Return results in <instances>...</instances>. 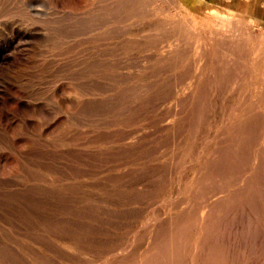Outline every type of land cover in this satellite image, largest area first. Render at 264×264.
Segmentation results:
<instances>
[{
    "label": "rangeland",
    "instance_id": "374dc122",
    "mask_svg": "<svg viewBox=\"0 0 264 264\" xmlns=\"http://www.w3.org/2000/svg\"><path fill=\"white\" fill-rule=\"evenodd\" d=\"M0 78L9 85L0 98V175L35 186V191L21 192L13 181L0 179V212L4 213L0 235L28 254L19 257L2 243L0 263L109 264L113 258L109 262L115 264L117 256V264H143L147 255L155 253L162 264H172L171 257L192 250V237L204 223L207 238L198 241L208 257L221 255L220 242L229 238L223 244L227 241L232 247L222 244L227 248L223 255L233 256L235 250L236 259L230 257L234 261L225 264H264V7L258 0H0ZM36 194L44 199H35ZM80 194L82 202L77 199ZM59 196L73 197L60 201ZM89 198L96 202H87ZM6 206L10 211L4 210ZM55 209L58 213L61 209V218L66 212L62 219L69 221L59 217V222L49 213L44 216ZM70 215L88 222L72 220ZM50 224L70 228L79 239L85 237L78 242L83 250L67 248L64 258L54 241L75 244L60 240ZM242 255L246 260H241Z\"/></svg>",
    "mask_w": 264,
    "mask_h": 264
},
{
    "label": "bare ground",
    "instance_id": "6f19581e",
    "mask_svg": "<svg viewBox=\"0 0 264 264\" xmlns=\"http://www.w3.org/2000/svg\"><path fill=\"white\" fill-rule=\"evenodd\" d=\"M59 4H60V3H59ZM69 5H70V4H69ZM35 6H36V5H35ZM74 6H75V5H74ZM64 7H65V6H64ZM79 7H80V6H79ZM53 9H54V8H53ZM80 9H81V8H80ZM35 11H36V10H35ZM33 12H34V11H33ZM78 13H79V12H78ZM262 14H263V13H262ZM51 33H52V32H51ZM83 36H84V35H83ZM89 36H90V35H89ZM19 38H20V37H19ZM124 38H125V37H124ZM44 39H45V38H44ZM19 41H20V40H19ZM27 42H28V41H27ZM80 48H81V47H80ZM37 51H38V50H37ZM70 59H71V58H70ZM75 59H76V58H75ZM63 61H64V60H63ZM65 61H66V60H65ZM60 62H61V61H60ZM66 62H67V61H66ZM79 63H80V62H79ZM126 63H127V62H126ZM205 74H206V73H205ZM195 80H196V79H195ZM198 81H199V79H198ZM198 81H196V82H198ZM200 81H201V79H200ZM13 82H14V81H13ZM154 82H156V81H154ZM233 83H234V82H233ZM214 84H215V83H214ZM124 86H125V85H124ZM252 87H253V86H252ZM5 88L8 89V88H9V85H8V84H7L2 78H0V98H1V95H2V96L5 95L6 92L3 91V89H5ZM115 88H116V87H115ZM191 88H193V87H191ZM10 89H11V88H10ZM81 89H82V88H81ZM87 89H88V88H87ZM193 89H194V88H193ZM85 90H86V89H85ZM255 90H256V89H255ZM5 91H7V90H5ZM15 91H16V90H15ZM117 91H118V90H117ZM194 91H195V90H194ZM114 92H115V91H114ZM18 93H19V92H18ZM112 94H113V93H112ZM241 94H242V93H241ZM87 95H88V94H87ZM117 95H119V94H117ZM117 95H116V96H117ZM142 95H144V94L142 93ZM142 95H141V96H142ZM146 95H147V94H146ZM180 95H181V94H179L178 96H180ZM185 95H186V93H185ZM244 95H245V94H244ZM6 96H7V95H6ZM26 96H27V95H26ZM80 96H81V95H80ZM190 96H191V95H189V97H190ZM4 97H5V96H4ZM95 97H96V96H95ZM114 97H115V96H114ZM184 97H186V96H184ZM180 98H181V97H180ZM2 99H3V98H2ZM5 99H6V98H5ZM25 99H26V98H25ZM177 99H179V98H177ZM187 99H188V94H187V97H186L185 103H186ZM126 100H127V99H126ZM180 100H181V99H180ZM180 100H179V101H180ZM188 100H189V99H188ZM238 100H239V99H238ZM3 101H4V100H3ZM130 101L133 102V100H130ZM130 101H129V102H130ZM177 101H178V100H177ZM189 101H190V100H189ZM127 102H128V100L126 101V104H127ZM180 102H181V101H180ZM62 103H63V101H62ZM67 103H68V102H67ZM177 103H178V102H177ZM181 103H182V102H181ZM235 103H236V102H235ZM248 103H249V102H248ZM11 104H12V103H11ZM19 104H20V102H19ZM19 104H18V105H19ZM64 104H65V103H64ZM128 104H129V103H128ZM132 104H133V103H132ZM186 104H187V103H186ZM191 104H192V103H191ZM249 104H250V103H249ZM15 105H16V104H15ZM15 105H14V106H15ZM20 105H21V104H20ZM157 105H158V104H157ZM187 105H188V104H187ZM124 106H125V105H124ZM201 106H202V105H201ZM15 107H16V106H15ZM64 107L66 108V106H64ZM182 107H184V106H182ZM247 107H248V106H247ZM28 108H29V107H28ZM52 108H54V107H52ZM244 108H245V107H244ZM25 109H26V108H25ZM40 109H41V108H40ZM120 109H121V108H120ZM184 109H185V108H184ZM22 110H23V109H22ZM26 110H27V109H26ZM186 110H187V109H186ZM194 110H196V109H194ZM194 110H192V111L194 112ZM15 111H16V110H15ZM38 111H39V110H38ZM190 111H191V110H189V112H190ZM197 111H200V110L197 109ZM197 111H196V112H197ZM5 112H6V111H5ZM189 112H188V114H189ZM200 112H201V111H200ZM18 113H19V112H18ZM185 113H187V112H185ZM190 113L192 114V112H190ZM14 114H16V113H14ZM174 114H175V111H174ZM197 114H198V113H197ZM17 115H18V114H17ZM181 115H182V114H181ZM189 115H190V114H189ZM193 115H194V114H193ZM29 116H30V115H29ZM29 116H28V117H29ZM194 116H196V114H195ZM194 116H193V117H194ZM213 116H214V114H213ZM229 116H230V115H229ZM178 117H180V114H179ZM182 117H185V116L182 115ZM191 117H192V116H191ZM193 117H192V119H191L192 121H194ZM194 118H195V117H194ZM176 119H177V118H176ZM180 119H181V118H180ZM211 119H212V118H211ZM211 119H210V120H211ZM48 120H49V119H48ZM188 120H189L188 122H190V119H189V118H188ZM200 120H201V117H200ZM210 120H208V121H210ZM213 120H214V119H213ZM229 120H230V119H229ZM16 121H17V120H16ZM50 121H51V120H50ZM192 121H191V122H192ZM231 121H232V120H231ZM19 122H20V121H19ZM206 122H207V121H206ZM6 123H7V122H6ZM59 123H60V122H59ZM191 124H193V123H191ZM227 124H228V123H227ZM194 125H195V122H194ZM194 125H193V126H194ZM228 125H229V124H228ZM71 126H72V125H71ZM225 126H226V123H225ZM13 127H14V126H13ZM119 127H120V126H119ZM119 127H118V129H119ZM122 127H123V126H122ZM122 127H121V128H122ZM191 127H192V125H191ZM52 128H53V127H52ZM123 128H124V127H123ZM192 128H193V127H192ZM192 128H191V129H192ZM91 129H92V128H91ZM189 129H190V128H189ZM191 129H190V130H191ZM11 130H12V129H11ZM121 130H122V129H121ZM121 130H120V134H122L121 132H123V131H121ZM190 130H188V131L191 132ZM210 130H211V129H210ZM66 131H67V130H66ZM10 132H11V131H10ZM46 132H47V131H46ZM211 132H212V130H211ZM79 133H80V132H79ZM105 133H106V132H105ZM126 133H128V132H126ZM116 134H117V133H116ZM120 134L118 133V136H120ZM122 135H123V134H122ZM122 135H121V136H122ZM124 135H125V133H124ZM193 135H194V134H193ZM205 135H206V134H205ZM205 135H204V137H205ZM208 135H209V134H208ZM78 136H79V135H78ZM188 136H189V135H188ZM202 136H203V135H202ZM110 137H111V136H110ZM206 137H207V136H206ZM69 138H70V137H69ZM124 138H126V137H124ZM185 138H186V137H184L183 139H185ZM189 138H191V136H189ZM222 138H223V137H222ZM225 138H227V136H225ZM187 139H188V138H187ZM19 140H20V139H19ZM72 140H73V139H72ZM105 140H106V139H105ZM179 140H180V139H179ZM189 140H191V139H189ZM200 140H201V139H200ZM218 140H219V139H218ZM220 140H221V138H220ZM249 140H250V139H249ZM10 141H11V140H10ZM25 141H26V139H25ZM69 141H70V140H69ZM93 141H94V140H93ZM129 141H130V140H129ZM180 141H182V140H180ZM221 141H222V140H221ZM97 142H98V141H97ZM22 143H23V142H22ZM128 143H129V142H128ZM136 143H137V142H136ZM178 143H179V142H178ZM180 143H181V142H180ZM180 143H179V144H180ZM184 143H185V142H184ZM207 143H208V142H207ZM65 144H66V143H65ZM124 144H125V143H124ZM126 144H127V143H126ZM126 144H125V145H126ZM130 144H131V143H130ZM132 144H134V143H132ZM132 144L129 145V146H133ZM138 144H139V143H138ZM182 144H183V142H182ZM182 144H181V145H182ZM198 144H199V143H198ZM203 144H206V143H203ZM213 144H215V143H213ZM44 145H45V144H44ZM51 145H52V144H51ZM72 145H73V143H72ZM134 145H135V144H134ZM140 145H141V144H140ZM140 145H139V148H141V146H142V145H141V146H140ZM143 145H144V144H143ZM145 145H146V144H145ZM199 145H200V144H199ZM4 146H5V145H4ZM63 146H64V144L62 145V147H63ZM117 146H118V145H117ZM117 146H116V147H117ZM129 146H128V147H129ZM206 146H207V145H206ZM216 146H218V145L216 144ZM41 147H42V146H41ZM56 147H57V146H56ZM59 147H61V146H59ZM59 147H57V148H59ZM62 147H61V148H62ZM64 147H66V146H64ZM71 147H72V146H71ZM74 147H76V146H74ZM122 147H123V146H122ZM134 147H136V146H134ZM151 147H152V146H151ZM211 147H213V145H211ZM34 148H35V147H34ZM57 148H56V149H57ZM117 148H118V147H117ZM123 148H125V147H123ZM198 148H200V146H199ZM207 148H208V147H207ZM214 148H215V147H214ZM218 148H219V147H218ZM63 149H64V148H62L61 150H63ZM68 149H69V148H68ZM68 149L66 148V150H68ZM72 149H73V148H72ZM74 149H75V148H74ZM74 149H73V151H74ZM118 149H119V148H118ZM202 149H203V148H202ZM216 149H217V147L215 148V150H216ZM14 150H15V149H14ZM48 150H49V149H48ZM116 150H117V149H116ZM116 150H115V151H116ZM121 150H122V149H121ZM134 150H135V149H134ZM136 150H137V149H136ZM213 150H214V149H213ZM88 151L90 152V150H88ZM92 151H93V150H92ZM92 151H91V152H92ZM123 151H124V150H123ZM194 151H195V150H194ZM198 151H200V153H201V150H200V149H198ZM198 151H197V152H198ZM203 151H204V150H203ZM211 151H212V148H211ZM50 152H54V151L50 150ZM58 152H59V151H57V153H58ZM61 152H63V151H61ZM118 152H119V151H118ZM197 152H196V153H197ZM209 152H210V151H209ZM209 152H208V154H209ZM64 153H65V152H64ZM64 153H63V154H64ZM87 153H88V152H87ZM87 153H86V154H87ZM194 153H195V152H194ZM213 153H215V152H213ZM49 154H52V153H48V156H49ZM66 154H68V153H66ZM66 154H65V155H66ZM88 154H89V153H88ZM198 154H199V153H198ZM198 154H197V155H198ZM206 154H207V153H206ZM208 154H207V155H208ZM57 155H58V154H57ZM57 155H56V156H57ZM60 155H61V154H60ZM72 155H73V154H72ZM201 155H202V154H201ZM209 155H210V154H209ZM211 155H212V154H211ZM58 156H59V155H58ZM61 156H62V155H61ZM61 156H59V158H60ZM63 156H64V155H63ZM63 156H62V157H63ZM67 156H68V155H67ZM36 157H37V156H36ZM41 157H43V156H41ZM50 157H51V156H50ZM62 157H61V158H62ZM64 157H66V156H64ZM83 157H84V156H83ZM197 157H198V156H197ZM197 157H196V158H197ZM211 157H213V155H212ZM51 158H52V157H51ZM57 158H58V157H57ZM57 158L54 159V160L56 161ZM69 158H70V157H69ZM97 158H98V157H97ZM193 158H195V157H193ZM63 159H64V158H63ZM65 159H66V158H65ZM86 159H87V158H86ZM198 159H199V158H198ZM209 159H210V157H209ZM6 160H7V159H6ZM12 160H13V159H12ZM18 160H19V159H18ZM24 160H25V159H24ZM45 160H46V159H45ZM49 160H50V159H49ZM61 160H62V159H61ZM107 160H108V159H107ZM137 160H138V159H137ZM192 160H194V159H192ZM51 161H53V160H51ZM62 161H63V160H62ZM84 161H85V160H84ZM86 161H87V160H86ZM196 161H197V159H196ZM196 161H195V162H196ZM208 161H209V160H205V163L208 162ZM48 162H49V161H48ZM56 162H57V161H56ZM136 162H137V161H136ZM41 163H42V162H41ZM59 163H60V161H59ZM61 163H62V162H61ZM66 163H67V160H66ZM193 163H194V162H193ZM1 164H2V163H1ZM44 164H45V163H44ZM54 164H55V163H54ZM91 164H92V163H91ZM154 164H155V163H154ZM156 164H157V163H156ZM173 164H174V163H173ZM190 164H192V163L190 162ZM190 164H189V165H190ZM195 164H196V163H195ZM219 164H220V163H219ZM2 165H3V164H2ZM38 165H39V166L41 165V167H42L43 164H38ZM48 165H50V163H49ZM60 165H61V164H60ZM72 165H73V164H72ZM72 165L69 164L70 167H71ZM152 165H153V164H152ZM4 166H5V165H3V167H4ZM45 166H46V165H45ZM56 166H58V165H56ZM69 166H68V169H69ZM149 166H151V165H149ZM154 166H155V165H154ZM156 166L158 167V165H156ZM199 166H200V165H199ZM22 167H23V166H22ZM43 167H44V165H43ZM46 167H47V166H46ZM52 167H53V166H52ZM52 167H50V168L52 169ZM140 167H141V166H140ZM142 167H143V166H142ZM159 167H160V166H159ZM44 168H45V167H44ZM53 168L57 169L56 167H53ZM117 168H118V167H117ZM136 168H137V167H136ZM150 168H152V167H150ZM153 168H155V167H153ZM60 169H61V168H60ZM82 169H83V168H82ZM138 169H141V168L138 167ZM147 169H148V168H147ZM158 169H159V168H158ZM166 169H167V168H166ZM166 169H165V170H166ZM169 169H170V167H169ZM173 169H174V168L172 167V170H173ZM3 170H4V169H3ZM23 170H24V169H23ZM77 170H78V169H77ZM136 170H137V169H136ZM143 170H144V169H143ZM143 170H142V171H143ZM154 170H155V169H154ZM165 170H164V171H165ZM170 170H171V169H170ZM198 170H199V168H198ZM202 170H204V169H202ZM202 170H200V171H202ZM64 171H65V170H64ZM164 171H163V172H164ZM166 171H167V170H166ZM166 171H165V172H166ZM174 171H175V170H174ZM174 171H173V172H174ZM180 171H181V170H180ZM62 172H63V171H62ZM62 172H61V173H62ZM83 172H84V171H83ZM140 172H141V171H140ZM140 172H138V173H140ZM153 172H154V171H153ZM167 172H169V171H167ZM167 172H166V173H167ZM198 172H199V171H197V173H198ZM1 173H2V171H1ZM23 173H24V171H23ZM134 173H136V172H134ZM141 173H142V172H141ZM178 173H179V172H178ZM180 173H181V172H180ZM180 173H179V174H180ZM193 173H194V172H193ZM195 173H196V172H195ZM54 174H55V175H54ZM54 174H53V175L56 176V173H54ZM117 174H118V173H117ZM146 174H147V173H146ZM176 174H177V173H176ZM39 175H40V176H38V177H41V174H39ZM51 175H52V173H51ZM169 175H171V171H170V174H169ZM196 175H197V174H196ZM196 175H195V176H196ZM34 176H35V175H34ZM134 176H135V175H134ZM136 176H137V175H136ZM179 176H180V175H179ZM181 176H182V175H181ZM203 176H204V175H203ZM36 177H37V176H35V178H36ZM69 177H70V176H69ZM149 177H150V175H149ZM32 178H34V177H32ZM35 178H34V179H35ZM45 178H46V175H45ZM53 178H54V177H53ZM57 178H59L58 175H57V177L55 178L54 181H56ZM67 178H68V177H67ZM81 178H82V177H81ZM122 178H124V177H122ZM138 178H139V177H138ZM167 178H168V177H167ZM0 179H2V180H4V181H5V180L13 181V182H14V185L17 186L16 189H17L18 191H21V192H27V191L29 192V191H31V190H34V191H35V186H32L31 184H29L28 182H26L24 179H23V181H25V182H23L21 178H20L21 180H20V179H17V180H16V179H14L13 177H12V178H11V177H3V176H1V175H0ZM34 179H33V183H32V184L37 185V184H35V183H37V181H35ZM47 179H48V180H51L52 178L49 179V177H48ZM61 179H62V178H61ZM119 179H120V178H119ZM177 179H178V178H177ZM180 179H181V178H180ZM192 179H193V178H192ZM199 179H200V175H198L196 178L193 179L192 184H194V186L197 185V184L199 183ZM29 180H30V179H29ZM36 180H37V178H36ZM48 180H47V181H48ZM59 180H60V179H59ZM122 180H123V179H122ZM126 180H127V179H126ZM130 180H134V177H133V176L130 177ZM27 181H28V180H27ZM30 181H32V180H30ZM39 181L41 182L42 180L39 179L38 182H39ZM52 181H53V180H51V182H52ZM60 181H61V180H60ZM153 181H154V180H153ZM155 181H156V180H155ZM179 181H180V180H179ZM179 181H178V182H179ZM7 182H8V181H7ZM34 182H35V183H34ZM44 182H45V181H44ZM57 182H58V181H57ZM96 182H99V184L102 183V182H100V180H99V181H96ZM105 182H106V181H105ZM109 182H110V181H109ZM117 182H118V181H117ZM137 182H138V181H137ZM157 182H158V181H157ZM180 182H182V181H180ZM11 183H12V182H11ZM58 183H61V182H58ZM63 183H64V182H63ZM63 183H61V184H62V187L65 186V185H63ZM88 183H89V182H88ZM114 183H115V182H114ZM114 183H113V184H114ZM122 183H123V182H122ZM142 183H143V182H142ZM144 183L146 184V181H145ZM149 183H150V182H149ZM155 183H156V182H155ZM41 184H42V182H41ZM45 184H49V182H48V183H45ZM90 184H91V183H90ZM103 184H104V183H103ZM136 184H138V183H136ZM156 184H157V183H156ZM179 184H180V183H179ZM6 185H7V184H6ZM54 185H56V187H57V186H59L60 184L57 185L56 183H54ZM97 185H98V184H97ZM105 185H107V183H106ZM108 185H109V184H108ZM115 185H116V184H115ZM117 185H118V184H117ZM117 185H116V186H117ZM124 185H126V184H124ZM124 185H123V186H124ZM130 185H131V184H130ZM159 185H160V183H159ZM159 185H158V186H159ZM182 185H183V184H182ZM94 186H95V185H94ZM119 186H120V185H119ZM135 186H136V185H135ZM40 187H42V186H40ZM50 187H51V186H50ZM53 187H54V186H53ZM147 187H148V186H147ZM156 187H157V186H156ZM180 187H181V185H180ZM65 188H66V187H64V189H65ZM108 188H109V187H108ZM182 188H183V187H182ZM182 188H180V189H182ZM43 189H46V188L44 187ZM54 189H55V190H52V191H53L54 193L57 194L59 191H57L56 188H54ZM59 189L61 190L62 188L59 187ZM64 189H63V190H64ZM46 190H47V189H46ZM133 190H134V189H133ZM178 190H179V189H178ZM0 191H1V190H0ZM36 191H38V190H36ZM86 191H87V190H86ZM161 191H162V190H161ZM179 191H181V190H179ZM179 191H178V192H179ZM182 191H183V190H182ZM182 191H181V192H182ZM47 192H48V191H47ZM64 192H65V191H64ZM67 192H68V191H67ZM9 193H11V192H9ZM14 193H15V192H14ZM41 193H43V192H41ZM71 193H72V191H71ZM71 193L69 192V194H71ZM77 193H78V192H77ZM88 193H89V192H88ZM183 193H184V191H183ZM234 193H235V192H234ZM0 194H1V192H0ZM23 194H24V193H23ZM31 194H33V193H31ZM49 194H50V193H49ZM72 194H74V192H73ZM181 194H182V193H181ZM184 194H185V193H184ZM1 195H2V194H1ZM21 195H22V194H21ZM59 195H60V194H59ZM74 195H75V194H74ZM91 195H92V194H91ZM19 196H20V195H19ZM32 196H34V195H32ZM45 196H46V195H45ZM65 196H66V194H65ZM65 196H61V197H63L64 199H67ZM79 196H80V198H77V196H74V199H75V197H76L77 199H80V201H81V194L78 195V197H79ZM180 196H183V197H184V195H180ZM30 197H31V196H30ZM54 197H55V195H54ZM59 197H60V196H59ZM61 197H60V201H62V200H61ZM67 197H70V198H71V197H73V196H67ZM82 197H83V196H82ZM86 197H87V195H86ZM90 197H91V196H90ZM134 197H135V196H134ZM190 197H191V196H190ZM217 197H218V196H217ZM7 198H8V197H7ZM25 198H26V196H25ZM34 198L37 199V200H41V201H42V200L44 199V196H42V195H37V194H36V195L34 196ZM50 198H51V197H50ZM55 198H56V197H55ZM70 198H69V199H70ZM57 199H58V196H57ZM57 199H56V201H57ZM64 199H63V201H65ZM69 199H67V200H69ZM77 199H76V200H77ZM84 199L86 200L87 198H84ZM84 199H82V200H84ZM130 199H131V198H130ZM2 200H3V199H2ZM51 200H53V199H51ZM58 200H59V199H58ZM70 200H71V199H70ZM89 200L93 201L92 199L89 198V199L87 200V202H89ZM180 200H181V199H179V201H180ZM182 200H183V198H182ZM188 200H189V199H188ZM188 200H187V201H188ZM212 200H215L216 203L220 201V200L217 201L216 198H214V199H212ZM212 200H211V201H212ZM4 201H5V200H3V202H4ZM27 201H28V200H27ZM49 201H50V200H49ZM71 201H72V200H71ZM77 201H78V200H77ZM77 201H76V206H77V204H78ZM94 201H95V200H94ZM94 201H93V202H94ZM97 201H98V200H97ZM183 201H184V200H183ZM0 202H2V201H0ZM34 202L37 203L36 200H35ZM43 202H44V201H43ZM43 202H42V203H43ZM51 202H52V201H50V203H51ZM57 202H58V201H57ZM67 202H68L69 204H72V202H71V203H70L69 201H67ZM73 202H74V200H73ZM81 202H82V201H81ZM95 202H96V201H95ZM98 202H100V201H98ZM98 202H97V203H98ZM213 202H214V201H213ZM213 202H212V203H213ZM53 203H54V202H53ZM68 203H67V204H68ZM79 203H80V202H79ZM89 203H90V202H89ZM89 203H88V205H89ZM104 203H105V202H104ZM162 203H163V202H162ZM180 203H181V202H180ZM193 203H194V202H193ZM193 203H192V204H193ZM204 203H205V202H204ZM219 203H220V202H219ZM252 203H253V202H252ZM0 204H1V203H0ZM4 204H5V202H4ZM6 204H7V203H6ZM12 204H13V203H12ZM12 204H10V205H12ZM15 204H16V203H15ZM37 204H38V203H37ZM51 204H52V203H51ZM63 204H64V203H63ZM65 204H66V203H65ZM69 204H68V205H69ZM84 204H85V202H84ZM91 204H92V206H93V204H96V203H92V202H91ZM91 204H90V205H91ZM100 204H101V203H100ZM13 205H14V204H13ZM52 205H53V204H52ZM59 205H60V204H59ZM73 205H75V204L73 203L72 206H73ZM78 205H79V204H78ZM81 205H82V204H81ZM165 205H166V204H165ZM186 205H187V204H186ZM247 205H248V204H247ZM18 206H19V205H18ZM18 206L16 205V208H17ZM79 206H80V205H79ZM85 206H86V205H85ZM94 206H95V205H94ZM94 206H93V207H94ZM97 206H99V204H98ZM179 206H180V205H179ZM207 206H209V205H207ZM225 206H226V205H225ZM12 207L14 208L15 206H12ZM54 207H55V205H54ZM60 207L62 208L63 206L60 205ZM65 207H66V206H65ZM67 207H68V206H67ZM69 207H70V206H69ZM80 207H81V206H80ZM184 207H185V205H184ZM188 207H189V206H188ZM205 207H206V206H205ZM228 207H229V206H228ZM4 208H5L4 210H9V207H8V206H6V207H4ZM16 208H15V209H16ZM43 208H44V207H43ZM63 208H64V207H63ZM89 208H91V207H89ZM112 208H113V207H112ZM112 208L110 209V211L112 210ZM115 208H116V209H120V208H117V207H115ZM201 208H202V207H201ZM203 208H204V207H203ZM206 208H208V207H206ZM209 208H210V207H209ZM209 208H208V209H209ZM212 208H213V207H211V209H212ZM217 208H218V207H217ZM221 208H222V207H221ZM252 208H255V207H252ZM15 209H11V212H12V210H15ZM18 209H19V207H18ZM18 209H17V210H18ZM32 209H33V208H32ZM32 209H31V210H32ZM48 209H49V208H48ZM52 209H53V208H52ZM67 209H68V208H67ZM70 209H71V208H70ZM80 209H82V208H80ZM84 209H87V207H85ZM126 209H127V208H126ZM186 209H187V207H186ZM186 209H185V210H186ZM190 209H191V208H190ZM190 209H189V210H190ZM196 209H197V208H196ZM196 209H194V210H196ZM213 209H215V208H213ZM213 209H212V210H213ZM2 210H3V209H2ZM4 210H3V211H4ZM33 210H34V209H33ZM33 210H32V211H33ZM46 210H47V209H46ZM55 210H56V209H55ZM55 210H54V211H52V210H48V212L45 213L44 216H47L46 214L49 213V215L53 216L55 219H57V218H59V217L61 218V215H59V213L61 212V209H60L59 213L57 212V210H56V211H55ZM64 210H66V209L64 208ZM64 210L62 209L63 212H64ZM77 210H79V209H76V211H77ZM113 210H115V209H113ZM127 210H128V209H127ZM182 210H183V209H182ZM219 210H221V209L219 208ZM253 210H256V209H253ZM9 211H10V210H9ZM34 211H37V212H38L39 210H34ZM42 211L45 212V209L42 210ZM72 211H73V209H72ZM119 211H120V210H119ZM119 211L117 210V212H119ZM124 211H125V210H124ZM128 211H129V210H128ZM130 211H131V209H130ZM207 211H208V210H207ZM207 211H206V213H207ZM210 211H211V210H210ZM213 211H214V210H213ZM213 211H212V212H213ZM4 212H6V211H4ZM37 212H36V213H37ZM74 212H75V210H74ZM84 212H86V211H84ZM212 212H211V213H212ZM217 212H218V211H217ZM225 212H226V211H225ZM7 213H8V212H7ZM9 213H10V212H9ZM9 213H8V214H5V215L10 216V215L13 214V213H11V214L9 215ZM14 213H17V214H18V211H17V212H14ZM38 213H39V212H38ZM61 213H62V212H61ZM61 213H60V214H61ZM81 213H83V212H81ZM138 213H139V212H138ZM180 213H181V212H180ZM193 213H194V212H193ZM197 213H198V212H197ZM201 213H202V212H201ZM204 213H205V211H204ZM206 213H205V214H206ZM215 213H216V212H215ZM215 213H214V215H215ZM221 213H222V212H221ZM223 213H224V212H223ZM0 214L2 215V214H4V213L0 212ZM33 214H34V213H33ZM43 214H44V213H43ZM63 214H64V213H63ZM66 214H67V213L65 212L64 215L67 216ZM134 214H135V213H134ZM167 214H168V213H167ZM170 214H171V212H170ZM172 214H173V212H172ZM212 214H213V213H212ZM226 214H229V212L227 211ZM226 214H225V215H226ZM36 215H38V214H36ZM64 215L62 216V218L65 217ZM68 215H69V214H68ZM128 215H129V213H128ZM132 215H133V214H131V216H132ZM136 215H137V214H136ZM136 215H135V216H136ZM162 215H163V214H162ZM165 215H166V214H165ZM165 215H164V216H165ZM168 215H169V214H168ZM177 215H178V214H177ZM181 215H182V214H181ZM200 215H202V214H200ZM203 215H204V214H203ZM203 215H202V216H203ZM209 215H210V214H209ZM218 215L220 216V214L218 213V214L216 215L217 219L215 218V216H212V218H214V219H216V220L218 221V220H219V219H218ZM237 215H238V214H237ZM237 215H236V216H237ZM242 215H243V214H242ZM250 215H251V214H250ZM250 215H248V218H249ZM3 216H4V215H3ZM17 216H18V215H17ZM126 216H127V215H126ZM126 216H125V217H126ZM133 216H134V215H133ZM179 216H180V215H179ZM183 216H184V215H183ZM186 216H187V215H186ZM236 216H234V217L236 218ZM239 216H241V215H239ZM246 216H247V215H246ZM254 216H255V215H254ZM254 216H253V217H254ZM11 217H13V216H11ZM68 217H69V216H68ZM76 217H77V216H76ZM111 217H112V216H111ZM127 217H128V216H127ZM149 217H150V216H149ZM154 217H155V216H154ZM161 217H162V216H161ZM175 217H176V216H175ZM181 217H182V216H181ZM221 217H222V216H221ZM221 217H220V218H221ZM1 218H2V216H1ZM6 218H7V217H6ZM6 218H5V219H6ZM45 218H47V217H45ZM45 218H43V219H45ZM48 218H49V217H48ZM60 218H59L60 221L58 220L59 222H62V220L65 221L64 219L61 218V219H62V220H61ZM66 218H67V217H66ZM66 218H65V219H66ZM69 218H71V219L73 218V219H74L75 216H71V215H70ZM118 218H119V217H118ZM128 218H129V217H128ZM128 218H127V219H128ZM132 218H133V217H132ZM132 218L130 219L131 221H132V220H135V219H132ZM134 218H135V217H134ZM152 218H153V217H152ZM173 218H174V217H173ZM178 218H179V217H178ZM184 218H185V217H184ZM190 218H191V217H190ZM192 218H193V217H192ZM2 219H3V218H2ZM7 219H8V218H7ZM49 219H50V218H49ZM71 219H70V221L72 222L73 219H72V220H71ZM76 219H77V218H76ZM76 219H74V220H76ZM79 219L82 221L81 218H79ZM79 219H77V220H79ZM149 219H150V218H149ZM159 219H160V218H159ZM159 219H158V220H159ZM161 219H162V218H161ZM202 219H203V218H202ZM232 219H233V218H232ZM244 219H245V218H244ZM244 219H241V220H244ZM251 219L253 220L254 218H251ZM251 219H250V220H251ZM255 219H256V217H255ZM255 219H254V220H255ZM0 220H1V219H0ZM3 220H4V219H3ZM11 220L14 221L13 218H12ZM84 220L86 221V219H83V221H84ZM145 220H146V218H145ZM170 220H172V219H170ZM170 220L168 219L169 222H170ZM178 220H179V219H178ZM193 220H194V219H193ZM203 220H204V219H203ZM209 220H210V219H209ZM241 220H240V222H241ZM245 220H246V219H245ZM254 220H253V221H254ZM5 221H6V220H5ZM9 221H10V220H9ZM34 221H36V220L34 219ZM40 221H41V220H40ZM68 221H69V220H68ZM68 221L66 220L65 222H68ZM83 221H82V222H83ZM125 221H127V220L125 219ZM160 221H161V220H160ZM188 221H190V220H188ZM246 221H248V220H246ZM255 221H256V220H255ZM3 222H4V221H3ZM51 222H52V221H51ZM86 222H88V221H86ZM100 222H101V221H100ZM133 222H134V221H133ZM135 222H138V221L136 220ZM147 222H148V221H147ZM152 222H154V221H152ZM201 222H202V221H201ZM220 222H221V221H220ZM220 222H219V223H220ZM242 222H245V221H242ZM248 222H249V221H248ZM248 222H247V223H248ZM24 223H25V222H24ZM34 223H35V222H34ZM36 223H37V222H36ZM44 223H45V222H44ZM49 223H50V222H49ZM54 223H55V221H54ZM75 223H76V222H75ZM78 223H80V222H78ZM123 223H124V222H123ZM129 223H130V222H129ZM174 223H175V221H174ZM179 223H180V222H179ZM210 223H211V222H210ZM221 223H222V222H221ZM253 223H254V222H253ZM3 224H5V223H3ZM17 224H18V222H17ZM37 224H39V223H37ZM37 224H36L35 226H37ZM73 224H74V222H73ZM134 224H135V223H134ZM145 224H146V223H145ZM172 224H173V223H172ZM188 224H189V223H188ZM208 224H209V223H208ZM41 225H43V223H42ZM97 225H99V224H97ZM97 225H96V226H97ZM130 225H132V224H130ZM152 225H153V224H152ZM186 225H187V224H186ZM190 225L192 226V224H190ZM218 225H219V224H218ZM218 225H217V226H218ZM242 225H243V224H242ZM245 225H246V224H245ZM245 225H243V226H245ZM248 225H249V224H248ZM0 226H1V224H0ZM5 226H6V225H5ZM35 226H34V227H35ZM50 226H51V224L49 225V227H50ZM52 226H53V225H52ZM52 226H51V227H52ZM101 226H102V225H101ZM171 226H172V225H171ZM217 226H216V228H217ZM219 226H220V225H219ZM19 227H20V226H19ZM37 227H38V226H37ZM63 227H64V226H63ZM77 227H78V226H77ZM194 227H195V225L193 226V228H194ZM222 227H223V226H222ZM222 227H221V228H222ZM35 228H36V227H35ZM45 228H46V227H45ZM45 228H43L41 231H43ZM52 228H56V227H52ZM88 228H89V227H88ZM98 228H100V226H99ZM147 228H149V227L147 226L146 229H147ZM151 228H152V227H151ZM186 228H187V227H186ZM189 228H190V227H189ZM209 228H210V227H209ZM242 228H243V227H242ZM261 228H262V227H261ZM64 229H66V228H64ZM64 229H61L60 227H58V228L55 229V230H57V231L59 232V234H60V236H59V237H60V240H62V239H64V240H65V239L71 240V241L74 242L75 247H73L72 245L67 244V243L61 245L59 242L57 243L56 241H54V243L57 245V247H55V248H56L55 250H56L57 252H59V254L61 253L62 256H63V254H64V256L68 255V252H67L68 250H67V248L76 251V250H79V246H81V249L83 250V248H82V247H83V246H82L83 244H79V243H78V242L82 239V236L80 235V236H81V237H80L81 239H79V236H78L76 233H73V230H71L70 228H69L68 230H64ZM72 229H73V228H72ZM80 229H81V228H80ZM100 229H101V228H100ZM102 229H104V226H102ZM190 229H191V228H190ZM190 229H188V230L190 231ZM198 229H199V230H198ZM198 229H197V230H198V235H197L196 237H192V239H194V240H193V243H190V244H189L190 247H191V244H192V247H191L192 250H191V251L189 250V252H188L186 255L183 253L184 256H182V254H181V257H176V258H175V257H174V258L171 257L170 259H171V261H173V262H171L172 264H175V263H176V264H179V263H180V264H210L211 262H212V264H225V263H228V262L234 261V260L236 259V258H235V257H236V256H235V253H236L237 251L234 250L235 248L232 249V251L234 250V251H233L234 254H233V253H230V251H229V253H230L231 255H233L234 257H233V256H229V257H228V256L223 255V251L225 250L226 247H225V248H224V247L222 248V244L224 243V241H225L226 239L229 240V238L224 239L225 237L223 238L222 236H221V237H222V239H224V240H223V243L220 242V241H222V240L219 241V242L221 243V244H220L221 246H220V248H218V249H220V250H223V249H224L223 251H220V252H221V255H218L219 253H218L217 251H215V252H217V253H216L217 255H216V254L214 255V254L212 253V254L214 255L213 258H212L211 256L208 257V256H207L208 254L206 255V252H205V251H204V252H201V250H200V243H199L200 241H198V239H200L201 237L207 235V234H206L207 224H204V223L201 224V225L199 226ZM9 230H10V229H9ZM55 230H54V231H55ZM74 230H75V228H74ZM104 230H105V229H104ZM151 230H152V229H151ZM188 230H187V231H188ZM211 230H212V227H211L210 231H211ZM214 230H215V228H214ZM216 230L218 231L219 229L217 228ZM17 231H18V230H17ZM81 231H82V230H81ZM153 231H154V230H153ZM174 231H175V230H174ZM174 231H173V233H174ZM187 231H186V232H187ZM207 231H208V230H207ZM222 231H223V229H222ZM0 232L2 233V230H1V229H0ZM5 232H6V231H5ZM43 232H44V231H43ZM58 232H56V233L58 234ZM75 232H78V231L76 230ZM84 232H86V231H84ZM87 232H88V230H87ZM89 232H90V231H89ZM89 232H88V233H89ZM96 232H97V231H96ZM184 232H185V230H184ZM186 232H185V233H186ZM193 232H194V235H195V231H192V233H193ZM208 232H209V231H208ZM8 233H9V235H10V232H9V231H8ZM16 233H17V232H16ZM40 233H41V232H40ZM47 233H48V232H47ZM81 233H82V232H81ZM154 233H158V231H154ZM187 233H188V232H187ZM187 233H186V234H187ZM196 233H197V232H196ZM216 233H217V232H215V234H216ZM219 233H220V232H219ZM5 234H6V233H5ZM44 234H45V233H44ZM53 234L55 235V233H53ZM53 234H52V236H53ZM59 234H58V235H59ZM75 234H76V235H75ZM78 234H79V233H78ZM222 234H223V232H221V235H222ZM225 234H226V232H225ZM11 235L13 236L12 233H11ZM14 235H15V234H14ZM27 235H28V234H27ZM114 235L116 236V234H114ZM149 235H150V234H149ZM188 235H189V234H188ZM190 235H191V233H190ZM194 235H193V236H194ZM219 235H220V234H219ZM245 235H246V234H245ZM4 236H5V235H3V236L0 235V243H1V244H0V247H1V246L3 247V244H5L6 246H9V247L11 246V247L14 249V251L16 252V255H18L19 257H23V255L27 254V253L22 254L17 248H15V247H17V246H12L13 243H12V245H11V244H8V242H6V240H4L6 237L3 239ZM29 236H30V234H29ZM31 236H32V235H31ZM43 236H44V235H43ZM56 236H57V235H56ZM77 236H78V237H77ZM225 236H226V235H225ZM227 236H228V235H227ZM10 237H11V236H10ZM32 237H34V236H32ZM36 237H37V236H36ZM57 237H58V236H57ZM149 237H150V236H149ZM186 237H187V235H186ZM186 237H185V238H186ZM211 237H213V236H211ZM233 237H234V236H233ZM12 238H13V237H12ZM16 238H17V237H16ZM53 238H54V237H53ZM55 238H56V237H55ZM55 238H54V239H55ZM84 238H85V237H84ZM84 238L81 240V242L84 240ZM95 238H96V237H95ZM179 238H180V237H179ZM179 238H178V239H179ZM206 238H207V236H206ZM214 238H215V237H214ZM218 238L220 239L219 236H218ZM218 238H217V239H218ZM32 239H33V238H32ZM39 239L42 240L40 237H39ZM54 239H53V240H54ZM90 239H91V238H90ZM115 239H116V238H115ZM151 239H152V236H151ZM157 239H158V237H157ZM182 239L184 240V238H182ZM196 239H197V241H196ZM202 239H203V238H202ZM202 239H201V240H202ZM211 239H212V238H211ZM7 240H8V239H7ZM9 240L12 241V239H9ZM16 240H17V239H16ZM20 240H21V238H20ZM95 240H97V239H95ZM95 240H94V241H95ZM101 240H102V239H101ZM101 240H100V241H101ZM152 240H155V239L153 238ZM203 240H204V239H203ZM13 241H15V240H13ZM33 241H34V240H33ZM35 241H36V240H35ZM47 241H48V240H47ZM98 241H99V240H98ZM103 241H104V240H103ZM106 241H107V240H106ZM110 241L112 242V240H110ZM110 241H109V242H110ZM113 241H114V240H113ZM116 241H117V240H116ZM118 241H119V240H118ZM118 241H117V243H118ZM120 241H121V240H120ZM149 241H150V240H149ZM170 241H171V240H170ZM178 241H179V240H178ZM213 241H214V243H215V239H213ZM16 242L19 243V241H16ZM22 242H23V240H22ZM60 242H61V241H60ZM73 242H72V243H73ZM83 242H84V241H83ZM88 242H89V241H88ZM104 242H105V241H104ZM122 242H123V241H122ZM154 242H155V241H154ZM186 242H187V240H186ZM191 242H192V241H191ZM210 242H211V241H210ZM219 242L216 241V243H217L216 245H218ZM226 242H227V241H226ZM226 242H225V244H223V245H226V246L228 245V249L230 250V248L232 247V245H230L231 247L229 248V242H227V244H226ZM2 243H3V244H2ZM9 243H10V242H9ZM34 243H37V242H34ZM62 243H64V242H62ZM94 243H95V242H94ZM96 243H97V242H96ZM119 243H120V242H119ZM126 243H127V242H126ZM147 243H148V242H147ZM201 243H202V242H201ZM240 243H241V242H240ZM20 244L23 245L22 243H20ZM39 244H40V241H39ZM42 244H44V242H43ZM106 244H107V243H106ZM122 244H123V243H122ZM122 244L120 243L119 246H121ZM174 244H175V243H174ZM181 244H182V243H181ZM211 244H212V243H211ZM238 244H239V243H238ZM87 245H88V244H86L85 246H87ZM127 245H128V244H127ZM127 245H126V246L123 245V246H125V247L127 248V250L124 249L125 247H123V249H124V251L126 250V251L128 252L129 249H128ZM146 245H147V244H146ZM170 245H171V244H170ZM172 245H173V244H172ZM182 245H183V244H182ZM202 245H203V244H202ZM239 245H240V244H239ZM239 245H237V246H239ZM85 246H84V247H85ZM116 246L118 247L117 249H120V247L118 246V244H117ZM116 246H115V247H116ZM151 246H152V245H151ZM207 246H208V245H207ZM214 246H215V244H214ZM240 246H241V245H240ZM9 247H8V248H9ZM48 247H49V246H48ZM87 247H88V246H87ZM87 247H86V249H87ZM109 247H110V246H109ZM113 247H114V246H113ZM113 247L111 246L112 249H113ZM144 247H145V246H144ZM149 247H150V245H149ZM170 247H171V246H170ZM205 247H206V245H205ZM218 247H219V246H218ZM233 247H234V246H233ZM46 248H47V247H46ZM46 248H45V249H46ZM107 248H108V247H107ZM107 248H106V249H107ZM147 248H148V247H147ZM174 248H175V246H174ZM208 248H209V247H207V249H208ZM221 248H222V249H221ZM84 249H85V248H84ZM89 249H90V248H89ZM89 249H88V250H89ZM106 249H104V250L107 251L109 248H108L107 250H106ZM114 249H116V248H114ZM121 249H122V248H121ZM189 249H190V248H189ZM204 249H206V248H204ZM226 249H227V248H226ZM6 250H7V249H6ZM20 250H21V249H20ZM34 250H35V249H34ZM109 250H110V249H109ZM109 250H108V251H109ZM146 250H147V249H146ZM165 250H166V249H165ZM171 250H173V249H171ZM182 250H183V248H182ZM216 250H217V247H216ZM102 251H103V250H102ZM108 251H107V254H109ZM110 251H111V250H110ZM115 251H116V250H115ZM115 251H114V253H115ZM118 251H119V250H118ZM124 251L122 250V252H124ZM126 251H125L124 253H122V254L127 253ZM129 251H131V250H129ZM183 251H184V250H183ZM207 251H208V250H207ZM211 251H212V250H211ZM225 251H226V250H225ZM4 252H5V251H4ZM25 252H26V250H25ZM34 252H35V251H34ZM64 252H65V253H64ZM85 252H88V251H85ZM103 252H104V251H103ZM103 252H102V254H105V255H106V253H103ZM116 252H117V251H116ZM164 252L166 253V251H164ZM181 252H182V251H181ZM227 252H228V251H227ZM2 253H3V252H2ZM38 253H39V252H38ZM40 253H41V252H40ZM114 253H113V255L115 256ZM118 253L121 254V251H119ZM118 253H117L116 255H118ZM131 253H132V252H131ZM158 253L160 254L161 252H158ZM165 253H163L164 255H166V258H165V257H164V258L167 259V255H168V254H167V253L165 254ZM169 253H170V255H171V251H170ZM174 253H175V255L177 254L176 252H174ZM174 253H173L172 255H174ZM179 253H180V252H179ZM179 253H178V255H179ZM11 254H12V253H11ZM36 254H37V253H36ZM46 254H47V253H46ZM120 254H119V257H120ZM134 254H135V253H134ZM237 254H238V253H237ZM237 254H236V255H237ZM4 255H5V253H4ZM27 255H28V254H27ZM27 255H25V256H27ZM38 255H39V254H38ZM113 255H112V256H113ZM137 255H138V254H137ZM172 255H171V256H172ZM11 256H12V255H11ZM11 256H10V258H11ZM30 256H31V255H30ZM40 256H41V255H40ZM48 256H49V255H48ZM64 256H63V257H64ZM70 256H71V255H70ZM70 256H68V258H69ZM72 256H74V255H72ZM72 256H71V257H72ZM110 256H111V255H110ZM110 256H109V257H110ZM129 256H130V255H129ZM176 256H177V255H176ZM223 256H224V257H223ZM244 256H245V255H244ZM244 256L242 255V258L239 257V256H238V257L241 258V260H242V259L244 258ZM12 257H13V256H12ZM31 257H33V255H32ZM35 257H36V256H35ZM38 257H39V256H38ZM46 257H47V256H46ZM97 257H98V256H97ZM109 257H108V258H109ZM127 257H128V256H127ZM133 257H135V255H133ZM141 257H142V256H141ZM161 257H163V255H161ZM230 257H231V258L233 257L234 260H232ZM238 257H237V258H238ZM247 257H248V256H247ZM247 257H246V258H247ZM249 257H250V256H249ZM13 258H15V256H14ZM26 258H27V257H26ZM28 258H29V257H28ZM28 258H27V259H28ZM64 258H65V257H64ZM68 258H66V260H67ZM73 258H74V257H73ZM94 258H95V257H94ZM101 258H102V256H101ZM136 258H137V257H136ZM136 258H135V259H136ZM164 258H162V261L164 260ZM239 258H238V260H239ZM263 258H264V257H263ZM0 259L2 260L1 257H0ZM4 259H5V258H4ZM17 259H18V257H17ZM39 259H40V258H39ZM39 259H38V260H39ZM42 259H43V258H42ZM42 259H41L40 261L44 262V261H43L44 259H43V260H42ZM46 259H47V258H46ZM62 259H63V258H62ZM89 259H90V258H89ZM98 259L100 260L99 257H98ZM104 259H105V258H104ZM106 259H107V258H106ZM110 259H111V260H110ZM110 259H109V261H113V258H110ZM115 259H116V260H114V261H115V264H117V262H119V260H117V259H118L117 256H116ZM121 259H122V258H121ZM130 259H131V258H130ZM135 259L133 258L132 260L134 261ZM175 259H176V260H175ZM230 259H231V260H230ZM252 259H253V257H252ZM254 259H255V256H254ZM254 259H253V260H254ZM12 260H14V259H12ZM12 260H11V261H12ZM23 260H24V259H23ZM38 260H37V261H38ZM128 260H129V259H128ZM128 260H127V261H128ZM160 260H161V259H159V258L155 255V253H150V255H147L146 258L144 259V263H143V264H155V262H158V264H159V262L161 263ZM241 260H240V261H241ZM243 260H246V259L244 258ZM250 260H251V257H250ZM253 260H252V261H253ZM11 261H10V262H11ZM28 261H29V260H28ZM32 261H33V260H32ZM34 261H35V260H34ZM37 261H36V262H37ZM51 261H52V260H51ZM102 261H103V260H102ZM109 261H108L107 263L110 264L111 262H109ZM116 261H117V262H116ZM127 261H126V262H127ZM140 261H141V260H140ZM169 261H170V260H169ZM236 261H237V260H236ZM236 261H235V262H236ZM240 261H238V262H240ZM247 261L249 262L248 258H247ZM247 261H246V263H247ZM17 262H19V261H17ZM38 262H39V261H38ZM103 262H104V261H103ZM120 262H121V261H120ZM124 262H125V261H124ZM128 262H129V261H128ZM130 262H131V261H130ZM163 262H164V261H163ZM167 262H168V261H167ZM167 262H165V263H167ZM1 263H2V262H1ZM1 263H0V264H1ZM12 263H13V261H12ZM24 263H26V262H24ZM61 263H62V262H61ZM113 263H114V262H113ZM113 263H111V264H113ZM134 263H135V262H133L132 264H134ZM241 263H242V261H241ZM250 263H251V262H250ZM252 263H256V262L253 261ZM2 264H4V263H2ZM26 264H27V263H26ZM29 264H30V263H29ZM32 264H33V263H32ZM34 264H35V263H34ZM39 264H40V263H39ZM45 264H47V263L45 262ZM62 264H63V263H62ZM161 264H162V263H161ZM167 264H168V263H167ZM229 264H230V263H229ZM243 264H244V262H243Z\"/></svg>",
    "mask_w": 264,
    "mask_h": 264
},
{
    "label": "crops",
    "instance_id": "0c3cea01",
    "mask_svg": "<svg viewBox=\"0 0 264 264\" xmlns=\"http://www.w3.org/2000/svg\"><path fill=\"white\" fill-rule=\"evenodd\" d=\"M258 2L264 7V0H258Z\"/></svg>",
    "mask_w": 264,
    "mask_h": 264
}]
</instances>
